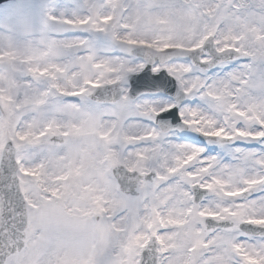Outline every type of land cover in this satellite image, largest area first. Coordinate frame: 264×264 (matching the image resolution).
<instances>
[{
    "label": "snow or ice",
    "instance_id": "obj_1",
    "mask_svg": "<svg viewBox=\"0 0 264 264\" xmlns=\"http://www.w3.org/2000/svg\"><path fill=\"white\" fill-rule=\"evenodd\" d=\"M0 10V264H264V0Z\"/></svg>",
    "mask_w": 264,
    "mask_h": 264
},
{
    "label": "water",
    "instance_id": "obj_2",
    "mask_svg": "<svg viewBox=\"0 0 264 264\" xmlns=\"http://www.w3.org/2000/svg\"><path fill=\"white\" fill-rule=\"evenodd\" d=\"M3 1H5V0H0V3H2ZM151 75H152V73H151V71H150V66H149V67L146 68V69L144 70V72H143L142 74H140L139 76H132V77L129 78L128 82H129L130 88H132L131 95H132L133 97H138V96L141 95L140 93H138V92L135 90V88H134V83H133V82H134L135 80H137V79H140V78H146V77H149V76H151ZM159 77L167 78L166 73H163V72L159 74ZM159 77H156V78H159ZM174 83H175V82L173 81V84H174ZM150 94H164V95H166V96L171 97V98L174 100V97H175V88H173L171 91H168V90H166V89H164V88L152 89V90H150ZM174 111H175V110H174ZM165 115H167V114H165Z\"/></svg>",
    "mask_w": 264,
    "mask_h": 264
},
{
    "label": "rangeland",
    "instance_id": "obj_3",
    "mask_svg": "<svg viewBox=\"0 0 264 264\" xmlns=\"http://www.w3.org/2000/svg\"><path fill=\"white\" fill-rule=\"evenodd\" d=\"M18 3H20V1H17V2H14V3L5 4L4 7L7 8V6H9V5H14V4H18ZM3 22H5V12L3 10H0V23H3ZM140 99H150V100L156 101V102L161 103V104L170 103L171 102L166 97L152 96V95H147V96L144 95V96L140 97ZM194 135H196V134L188 132L187 134H184V135H181V136L190 138V137H192ZM185 142H191V141L189 139V140H186Z\"/></svg>",
    "mask_w": 264,
    "mask_h": 264
}]
</instances>
